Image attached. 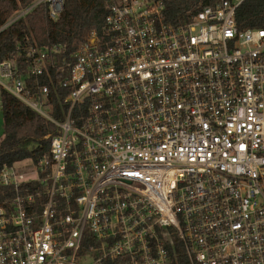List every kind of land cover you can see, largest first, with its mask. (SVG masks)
Returning <instances> with one entry per match:
<instances>
[{"label": "built area", "instance_id": "2783aa9c", "mask_svg": "<svg viewBox=\"0 0 264 264\" xmlns=\"http://www.w3.org/2000/svg\"><path fill=\"white\" fill-rule=\"evenodd\" d=\"M243 1L173 24L160 0H108L69 57L0 63V87L57 128L48 154L0 169V264H264V28L238 29Z\"/></svg>", "mask_w": 264, "mask_h": 264}, {"label": "trees", "instance_id": "16d2710c", "mask_svg": "<svg viewBox=\"0 0 264 264\" xmlns=\"http://www.w3.org/2000/svg\"><path fill=\"white\" fill-rule=\"evenodd\" d=\"M34 1L0 0V63L13 59L20 71L27 68L30 46L42 48L57 44L69 57L88 33L101 29L107 14L108 0H64V11L57 20H52L46 5L31 8ZM160 1L164 4L166 20L183 24L205 7L216 6L218 0ZM235 18L239 30L264 28V0H244L236 9ZM26 83L35 95L38 84L50 86V78L47 74L38 78L28 76ZM0 109V169L28 159L37 161L48 154L49 136L57 130L53 123L1 87ZM8 196L7 190L0 188V202Z\"/></svg>", "mask_w": 264, "mask_h": 264}, {"label": "rangeland", "instance_id": "374dc122", "mask_svg": "<svg viewBox=\"0 0 264 264\" xmlns=\"http://www.w3.org/2000/svg\"><path fill=\"white\" fill-rule=\"evenodd\" d=\"M2 135V113H1V109H0V136ZM27 164V162L24 163V165ZM19 165V164H18ZM20 165H23L20 164Z\"/></svg>", "mask_w": 264, "mask_h": 264}, {"label": "water", "instance_id": "95a60500", "mask_svg": "<svg viewBox=\"0 0 264 264\" xmlns=\"http://www.w3.org/2000/svg\"><path fill=\"white\" fill-rule=\"evenodd\" d=\"M1 31V30H0Z\"/></svg>", "mask_w": 264, "mask_h": 264}]
</instances>
